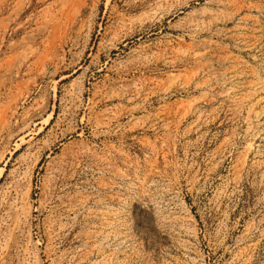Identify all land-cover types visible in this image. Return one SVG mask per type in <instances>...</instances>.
Returning a JSON list of instances; mask_svg holds the SVG:
<instances>
[{"label": "rangeland", "instance_id": "obj_1", "mask_svg": "<svg viewBox=\"0 0 264 264\" xmlns=\"http://www.w3.org/2000/svg\"><path fill=\"white\" fill-rule=\"evenodd\" d=\"M0 264H264V0H0Z\"/></svg>", "mask_w": 264, "mask_h": 264}]
</instances>
